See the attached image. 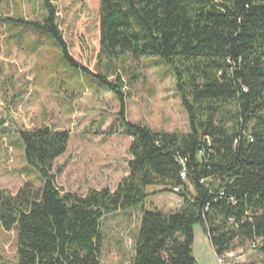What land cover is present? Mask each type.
Here are the masks:
<instances>
[{
    "label": "trees",
    "instance_id": "obj_1",
    "mask_svg": "<svg viewBox=\"0 0 264 264\" xmlns=\"http://www.w3.org/2000/svg\"><path fill=\"white\" fill-rule=\"evenodd\" d=\"M43 2V20L0 16L10 32L2 49L8 59L35 76L38 58L13 31L20 24L44 31L68 65L90 74L80 61L95 52L99 61L161 57L189 131L129 120L121 69L112 68L114 80L96 74L120 101L129 173L115 190L79 194L59 186L54 173L70 131L34 127L0 100V135L21 136L26 163L42 179L41 187L27 182L15 193L0 188V227L16 232L17 264H102L103 220L143 204L149 186L180 187L181 211H143L132 264H199L196 224L218 256L257 244L264 264V0H100L97 18L84 0Z\"/></svg>",
    "mask_w": 264,
    "mask_h": 264
},
{
    "label": "rangeland",
    "instance_id": "obj_2",
    "mask_svg": "<svg viewBox=\"0 0 264 264\" xmlns=\"http://www.w3.org/2000/svg\"><path fill=\"white\" fill-rule=\"evenodd\" d=\"M84 1L92 16L97 18L100 0ZM45 15L43 0H4L0 3V16L36 22L43 20ZM13 29L16 38L30 48L27 52L38 58V67L32 77L7 58V52L2 49L10 32L1 22L0 100L25 115L34 127L48 125L70 131L68 150L56 161L54 168L59 186L79 194L104 187L115 190L129 173L131 138L119 123L120 101L96 74L114 80L112 68L121 69L124 91L128 94L129 120L142 122L156 131H189L188 115L176 91L173 72L161 57L132 58L127 54L112 61L107 58L99 61L95 52L83 56L80 61L93 73L90 74L68 65L61 49L41 29L24 24ZM14 42L17 40H11ZM24 148L19 134L0 135V188L15 193L27 182L42 186L39 172L26 163ZM161 189L147 187L150 195L143 204L110 214L103 220L102 264H132L143 211H181V197ZM194 237L193 250L198 263L221 264L201 224H196ZM235 252V260L228 261L263 264V255L256 248L249 246ZM0 264H17L16 232L1 227Z\"/></svg>",
    "mask_w": 264,
    "mask_h": 264
},
{
    "label": "built area",
    "instance_id": "obj_3",
    "mask_svg": "<svg viewBox=\"0 0 264 264\" xmlns=\"http://www.w3.org/2000/svg\"><path fill=\"white\" fill-rule=\"evenodd\" d=\"M182 165H183V168H182V177L183 178H186V176H187V168H186V166H185V162L184 161H182ZM180 190V187H174L173 188V192H175V193H177L178 191ZM224 193H222V195H223ZM230 201L233 203V204H235V202H236V200L233 198V197H231L230 198ZM258 243H259V241H257ZM256 246H257V244H253L251 247L252 248H256ZM215 250V249H214ZM216 252V251H215ZM217 257H218V260H219V262L221 263V264H224V263H231V264H235V263H237V262H234V261H228V259H231V260H235L234 258H236L237 257V254H236V252L235 251H233V252H229V253H227L226 255H224V256H218L217 255Z\"/></svg>",
    "mask_w": 264,
    "mask_h": 264
}]
</instances>
